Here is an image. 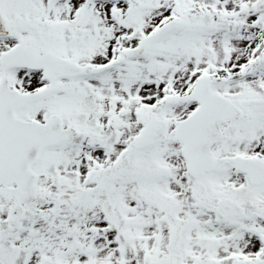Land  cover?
I'll return each instance as SVG.
<instances>
[{
	"label": "snow or ice",
	"instance_id": "snow-or-ice-1",
	"mask_svg": "<svg viewBox=\"0 0 264 264\" xmlns=\"http://www.w3.org/2000/svg\"><path fill=\"white\" fill-rule=\"evenodd\" d=\"M0 264H264V0H0Z\"/></svg>",
	"mask_w": 264,
	"mask_h": 264
}]
</instances>
